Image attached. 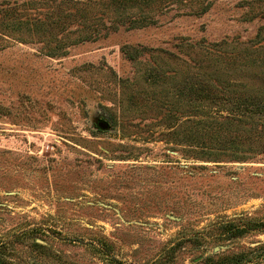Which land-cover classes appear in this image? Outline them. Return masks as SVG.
Masks as SVG:
<instances>
[{"label":"rangeland","instance_id":"1","mask_svg":"<svg viewBox=\"0 0 264 264\" xmlns=\"http://www.w3.org/2000/svg\"><path fill=\"white\" fill-rule=\"evenodd\" d=\"M58 2L0 0V237L31 230L51 259L31 253L28 239L15 248L39 264H205L232 255L230 264H264V151L245 161L192 159L166 142L165 110L118 81L131 83L145 65L179 68L165 57L182 58L181 43L264 45V0L128 1L119 14L155 23L116 30L112 7H100L98 38L47 56L45 37L22 23L55 14ZM79 25L55 37L71 41ZM124 46L166 53L131 61ZM124 91L135 99L122 111Z\"/></svg>","mask_w":264,"mask_h":264},{"label":"trees","instance_id":"2","mask_svg":"<svg viewBox=\"0 0 264 264\" xmlns=\"http://www.w3.org/2000/svg\"><path fill=\"white\" fill-rule=\"evenodd\" d=\"M128 1L145 7L154 2L107 0L100 7H112L111 12L115 15L110 25L112 30L119 26L134 29L155 23L152 17L119 14L118 12H124L130 5ZM65 4L70 5L74 13H64ZM96 5L95 2L60 0L55 14L45 15L43 19L31 18L23 21L22 25L45 37L47 49L44 55H64L68 45L98 38L100 28L94 22L101 20L103 11ZM205 10L206 7H203L201 12ZM97 12L100 15H96ZM91 14L92 19L89 18ZM73 22L81 23L79 26L82 28L76 38L70 41L66 37H55ZM252 46L233 47L224 41L209 44L181 43L179 48L187 59L174 55L165 57L179 62V68L145 65L136 73L131 83L121 79L118 81L124 85V90H129L135 84L138 92L142 94L138 99L145 106L165 110L163 116L168 144L181 146L192 159L204 162H219L222 157L245 161L264 151V45ZM122 50L131 61H135L137 55L143 51L166 53L161 49L130 46H124ZM133 95V92H122L119 100L122 111L128 110V106H124L132 98L135 99ZM12 236L0 237V264H39L29 256L23 257L16 250L15 245L26 239L30 241L27 248L31 253L51 259L52 253L35 240L36 236L31 230H23ZM238 256L232 255L219 262L209 256L205 258V264H230ZM53 259L61 261L58 258ZM109 264L125 263L111 257ZM151 264H164V261L160 258Z\"/></svg>","mask_w":264,"mask_h":264},{"label":"water","instance_id":"3","mask_svg":"<svg viewBox=\"0 0 264 264\" xmlns=\"http://www.w3.org/2000/svg\"><path fill=\"white\" fill-rule=\"evenodd\" d=\"M97 127L99 129L104 130V129H106L108 127V124L106 122H104V121H99V122H97Z\"/></svg>","mask_w":264,"mask_h":264}]
</instances>
